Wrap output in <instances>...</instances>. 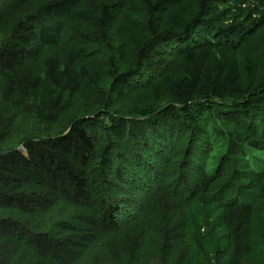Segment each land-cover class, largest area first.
<instances>
[{
    "label": "rangeland",
    "instance_id": "1",
    "mask_svg": "<svg viewBox=\"0 0 264 264\" xmlns=\"http://www.w3.org/2000/svg\"><path fill=\"white\" fill-rule=\"evenodd\" d=\"M46 1L28 0L18 7L13 0H0V41L18 17L33 11L38 4ZM149 1L154 3L156 0ZM199 3L200 0H175L166 3L162 10L150 14L144 0L118 2L114 9L117 21L108 34L111 43L124 45L126 48L127 59L121 71L132 67L136 61V46L128 37L130 30L141 41L150 40L152 36L148 22L152 17L154 25L159 28L158 32L167 33L170 38L167 41L159 40L149 52L153 59L164 58L166 64L160 69L142 74L121 101L114 94H109L111 110L122 109L123 114L128 116L133 109L153 103L150 87L158 79L166 74L178 75L183 70H189L190 67L182 56L187 49L194 50L199 68L208 63L214 65L235 58L240 66L241 83L244 87L256 88L264 82L263 5L262 8L257 6L255 10H248L249 7L254 8L253 1L212 0L209 4V23L225 27L233 20L246 19L248 24L243 25L244 30L240 35L226 39L217 36L208 27H199L192 36L183 40L172 39L182 33L183 26L194 18ZM87 4L99 12L104 0H88ZM249 12L250 15L246 16ZM89 33L84 22H74L63 31L56 46L44 47L36 58L22 57L13 61L14 65L28 67L40 77V86L29 95V102L41 105L48 90L49 80L44 61L53 57L62 65L64 56L74 44L86 49L100 75L99 91L107 93L112 81L107 73L108 56L104 46L91 38ZM4 62H0V70ZM104 95L83 86L75 95L72 105L52 124L50 146L63 151L69 161L81 171L87 183L89 200L107 202L105 197L109 195L117 206L125 210V219L134 218L115 231L101 230L95 222L86 221L85 215L89 214V210L64 201L59 193L69 182L64 172L58 170L50 176L39 167L36 169V165L16 167L17 172L25 178L27 190L35 192L36 197L29 213L17 214L7 209L0 212V215L14 216L20 223L19 228L7 226L0 233V264H57V259L52 256L53 248L56 251L59 249L68 257L71 255L69 262L61 264H184L186 258L190 259L191 264H264L248 251L247 246L249 241H255L264 247V197L255 188L258 185L253 182L256 178L244 172L245 163L228 156L225 144H217L218 149L206 164L209 171L212 167L215 168L209 166L212 159L216 163L223 155L228 157L226 168L217 172L220 177L216 184L218 188H223L217 190L213 199L207 195L194 194L189 203L173 202L165 198L163 202L157 196L154 199L156 203L150 199L148 202L145 198L141 200L144 203L142 207L137 203L138 196L135 192L119 188L111 173L102 171L89 161V150L78 139L68 136V132L75 118L98 115L103 111L98 101ZM167 104L162 102L156 105L158 111ZM12 117L16 118L15 129L40 139L44 137L42 125L33 114H24L9 100L0 98V119ZM210 117L215 121L218 119L220 125L217 126L225 133L234 131L229 126L223 128L219 116L207 111L205 118ZM170 125L176 123L170 122ZM256 126L260 128L259 123ZM168 136L169 134L166 135ZM190 138L188 131L179 127L165 143L159 139L157 149L162 160L155 155L150 138L145 142L119 144L115 153H122L126 157H130L131 153L135 154L139 160H145L163 173L180 172L186 159L183 149L190 145ZM203 147L202 143L200 150ZM2 149L4 153L23 150L18 141L12 138L3 142ZM208 151L209 148L205 147L203 154L201 152L202 155L197 156L201 170L204 169V157ZM164 175H158L159 179L166 181ZM103 178L107 183L103 182ZM224 187L232 188L231 192L224 190L221 195ZM132 200L134 206L131 204ZM122 201L126 204H121ZM171 207V211L165 212ZM178 226H186L187 229L177 233ZM165 230L170 231L169 236L164 235ZM18 235L25 239L21 240ZM209 245L211 250H208ZM4 259L10 261L5 263Z\"/></svg>",
    "mask_w": 264,
    "mask_h": 264
},
{
    "label": "trees",
    "instance_id": "2",
    "mask_svg": "<svg viewBox=\"0 0 264 264\" xmlns=\"http://www.w3.org/2000/svg\"><path fill=\"white\" fill-rule=\"evenodd\" d=\"M13 1L15 6L21 7L28 0ZM87 1L47 0L40 3L33 11L18 17L0 41V62L5 61L0 70V98L9 100L24 114H33L40 121L44 131L42 134L44 137L40 139L15 129L14 117L0 119V212L7 209L21 214L32 210L31 204L36 193L27 190L25 178L17 172L16 167L36 165V169L39 167L50 176L58 170L64 172L69 182L59 193L62 194L64 201L89 210V214L85 215L86 221L95 222L99 229L112 232L134 218L133 216L125 219L127 217L125 210L117 206L109 195L105 197L107 202L89 200L87 183L81 171L69 161L63 151L50 146L52 124L72 105L75 95L83 86L99 94H105L98 101L103 111L98 115L75 118L70 125L68 136L75 137L89 150V161L95 163L102 171L111 173L119 188L135 192L140 206H144V203H141L144 198L148 202V199L152 201L157 196L163 199V202L169 199L173 202L189 203L194 194L207 195L213 199L217 190L223 188H218L216 184L220 177L217 172L225 169L228 164L226 162L228 157L223 155L216 163L215 159H212L209 166L215 168L212 167L209 171V167L206 168L212 153L218 149L217 144L219 146L225 144L228 156L245 163L244 172L256 178L253 181L254 184H258L255 188L264 197V82L256 88L244 87L241 83L240 66L235 58L214 65L208 63L199 68L194 50L187 49L182 56L184 62L189 65V70H183L178 75L166 74L158 79L150 87L153 103L133 109L128 116L123 114L122 109L111 110L109 94H114L121 101L142 74L160 69L166 64L164 58L153 59L149 52L159 40L167 41L170 37L167 33L158 32L159 28L154 25L152 17L148 22L149 33L152 36L150 40L141 41L130 30L128 37L136 46V61L132 67L121 71L127 59L126 48L124 45L111 43L108 34L116 24L117 16L114 9L120 0H104L99 12L89 6ZM211 1L200 0L194 18L183 26L179 37L174 36L172 39L183 40L192 36L199 27H208L217 36L226 39L240 35L244 30L243 25L248 24V20H233L225 27L211 25L209 23ZM245 1H253L256 5L254 8L249 7L248 10L262 8V5L264 7V0ZM144 2L152 14L162 10L166 3L175 0ZM245 15L249 16L250 12ZM77 21L87 25L90 30L89 36L100 42L107 53V73L112 79L107 93L99 91L100 75L90 61L86 49L74 44L64 56L62 65L53 57L44 61L49 80L48 90L41 105L29 102V95L40 86V77L28 67L14 65L13 61L22 57L36 58L44 47L56 46L63 31ZM162 102L168 104L158 111L156 105ZM207 111L219 116L223 128L229 126L234 128V131L225 133L217 126L220 125L218 119L215 121L212 117L205 118ZM170 122L176 125L172 126ZM256 123H259L260 128H256ZM179 127L185 132L188 131L191 137L190 145L183 149V152H186V159L180 172L163 173L145 160H139L135 154L131 153L130 157H126L122 153H115L119 144L145 142L150 138L155 155L162 160L163 157L157 149L158 140L162 139L165 143ZM8 138L17 140L23 150L4 153L2 144ZM202 143L204 147L200 150ZM191 147L193 149L189 151ZM205 147H208L209 151L204 157V169L201 170L197 156L201 152L203 154ZM160 174H165L166 181L159 179ZM103 180L107 183L104 178ZM231 189L224 187L221 195L224 194V190L231 192ZM153 203H156V200ZM121 204L126 202L122 201ZM171 210L172 207L165 212ZM19 224L14 216L0 215V233L7 226L19 228ZM183 229L187 227L178 226L177 233ZM169 230L164 231L165 236H169ZM17 237L25 239L19 235ZM247 246L248 251L264 262V247L260 243L249 241ZM208 250H211L210 245ZM52 256L57 259V264L67 263L71 257L54 248ZM9 261L4 259L5 263ZM184 262L191 264L189 258Z\"/></svg>",
    "mask_w": 264,
    "mask_h": 264
}]
</instances>
